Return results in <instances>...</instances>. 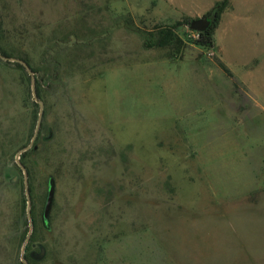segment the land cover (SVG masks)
<instances>
[{"label": "rangeland", "instance_id": "374dc122", "mask_svg": "<svg viewBox=\"0 0 264 264\" xmlns=\"http://www.w3.org/2000/svg\"><path fill=\"white\" fill-rule=\"evenodd\" d=\"M217 1L0 0V52L43 103L30 231L15 154L40 105L0 57V264L29 231L28 264H264V0H229L204 48L188 22Z\"/></svg>", "mask_w": 264, "mask_h": 264}, {"label": "water", "instance_id": "95a60500", "mask_svg": "<svg viewBox=\"0 0 264 264\" xmlns=\"http://www.w3.org/2000/svg\"><path fill=\"white\" fill-rule=\"evenodd\" d=\"M210 22H211V20L208 17V15L204 14L201 17H195V18L190 19L188 26L192 30L201 31V30L205 29L210 24ZM0 57L4 58V59H7V60H10V61L19 62L22 65H24V67L26 68L28 74L31 77L32 96H33L34 100L36 102H38L39 105H40V113H39V116H38L37 125H36V128H35V131L33 133L31 141L26 146H24L21 149H19L16 152V154H15V161L18 164V166L22 169L23 175H24V190H25L26 201H27L26 213H27V218H28V221H29V226H30L29 228H30V231H31V228H32V218H31L32 199H31L29 188H28L27 171H26L24 165L20 161V154L23 151L27 150L28 148H30L32 146V143H33V141H34V139L36 137V134L38 132V127H39V124H40V121H41L42 104L43 103L38 98V95H37V92H36V88H35V78H34V75H33V71L31 70L29 65L26 64V62H24L21 59H18V58H15V57L4 56V55L1 54V52H0ZM54 190H55L54 179L52 177H49L48 178V182H47L46 196H45L43 210H42V220H43L44 224L48 223V216H49V211L51 209V205H52V202H53ZM30 231H29L28 235L26 236V239H25V242H24V246L22 248L21 255H20V258H21V261H22L23 264H28V260L25 257V244H26V242L28 241V239L30 237ZM41 255H42V252H40L39 254H34V257H40Z\"/></svg>", "mask_w": 264, "mask_h": 264}, {"label": "trees", "instance_id": "16d2710c", "mask_svg": "<svg viewBox=\"0 0 264 264\" xmlns=\"http://www.w3.org/2000/svg\"><path fill=\"white\" fill-rule=\"evenodd\" d=\"M228 2H229V0L217 1L213 5V7L205 13L208 15L211 22L205 29L198 31V37L193 41L195 44L202 46L204 48H213L214 47V36H213L214 29L217 26L219 19H220V16H221V13L223 12L225 7L227 6ZM188 24H189V22H188ZM172 41H173L172 33H171L170 29H168L165 32L161 31L158 40L155 41L153 44L148 43V45L162 46V45L170 44ZM220 66L229 76H232V73L230 72V70L227 68V66L223 62H220Z\"/></svg>", "mask_w": 264, "mask_h": 264}, {"label": "crops", "instance_id": "0c3cea01", "mask_svg": "<svg viewBox=\"0 0 264 264\" xmlns=\"http://www.w3.org/2000/svg\"><path fill=\"white\" fill-rule=\"evenodd\" d=\"M223 12H224V10H223ZM223 12L221 13V16H220V19H219V22H218V25H217V27L219 26V23H220V21H221V18H222V14H223ZM216 27V28H217ZM216 30V29H215ZM214 35H215V32H214ZM214 43H215V38H214Z\"/></svg>", "mask_w": 264, "mask_h": 264}]
</instances>
